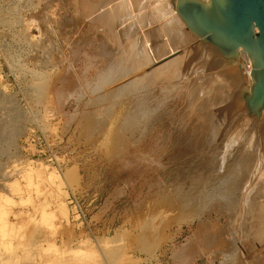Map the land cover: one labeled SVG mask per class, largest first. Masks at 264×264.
I'll list each match as a JSON object with an SVG mask.
<instances>
[{"label":"rangeland","instance_id":"374dc122","mask_svg":"<svg viewBox=\"0 0 264 264\" xmlns=\"http://www.w3.org/2000/svg\"><path fill=\"white\" fill-rule=\"evenodd\" d=\"M73 3L0 0L1 259L7 264H263L261 252L247 254L252 246L242 235L235 245L227 243L231 219L218 215L214 203L190 208L181 200L180 183L166 182L162 172L160 177L159 140L147 143L151 133L145 134V123L124 122L135 114L131 99L116 107L96 99L94 78L105 64L99 50L113 48V54L118 47ZM171 106L173 112L180 108ZM69 194L87 222L77 217ZM246 208L237 209L239 222ZM207 217L214 228H225L223 245L197 235Z\"/></svg>","mask_w":264,"mask_h":264},{"label":"bare ground","instance_id":"6f19581e","mask_svg":"<svg viewBox=\"0 0 264 264\" xmlns=\"http://www.w3.org/2000/svg\"><path fill=\"white\" fill-rule=\"evenodd\" d=\"M198 1L208 3L209 0ZM73 2L74 7L80 4L82 15L91 17V24H97L102 29L103 32L100 29L98 33H104L109 44L111 40L112 45L118 47L115 53L113 48L104 47L99 50V56L104 58L105 64L102 62L104 65L94 78L92 93L98 95L99 91L96 99L107 103L109 101V105L113 103L114 106L121 104L122 100L131 99L132 110L140 114V117L129 113L124 122L132 125L145 123V134L151 133L147 143L153 144L159 140L160 145L155 146L162 150L164 160H159L160 165H156L159 170L157 173L162 172L166 182L171 180L176 181L177 185L180 183L181 200L190 208L197 209L206 200L214 203L213 209L218 215L225 214L231 219V237L227 243L231 241L235 245L242 235L252 246L248 248L247 254L251 256L253 252H261L264 264V109L257 116L247 106L246 97L252 94L254 84L251 76L254 67H251L249 55L242 49H239L236 58L234 55L223 54L218 46L188 28L180 12L168 7V0ZM111 49L113 54L109 52ZM108 56L115 59L111 60ZM50 66L47 65L49 69ZM39 83L44 84L43 81ZM167 99H174L170 104L180 107L179 110L173 112L170 104H160ZM3 135L0 129V142ZM34 170L31 166L30 173ZM245 206L248 208L241 214L247 216V219L243 220L242 215L239 222L235 213L238 208ZM220 209H223L222 212ZM241 214L239 212V216ZM212 215L209 211L208 216ZM238 223L240 232L234 226ZM217 225L214 228V223L209 222L207 217L199 222L196 233L212 242L222 241L223 245L225 241L221 237L225 228ZM188 247L182 251L185 252ZM1 258L0 263L7 264L6 257L5 262Z\"/></svg>","mask_w":264,"mask_h":264},{"label":"water","instance_id":"95a60500","mask_svg":"<svg viewBox=\"0 0 264 264\" xmlns=\"http://www.w3.org/2000/svg\"><path fill=\"white\" fill-rule=\"evenodd\" d=\"M168 7L179 11L188 28L223 54L236 58L242 49L249 55L254 84L246 101L258 116L264 109V0H168Z\"/></svg>","mask_w":264,"mask_h":264},{"label":"built area","instance_id":"2783aa9c","mask_svg":"<svg viewBox=\"0 0 264 264\" xmlns=\"http://www.w3.org/2000/svg\"><path fill=\"white\" fill-rule=\"evenodd\" d=\"M54 158L55 157H53V159ZM53 159H51V160H53ZM68 198L70 200L69 203L73 204V207L76 209L77 217L81 218L82 222H84V221L87 222L86 218H85V215H84V211L82 209V206L79 203V201L77 200V198L75 197V195L74 194H72V195L69 194Z\"/></svg>","mask_w":264,"mask_h":264}]
</instances>
